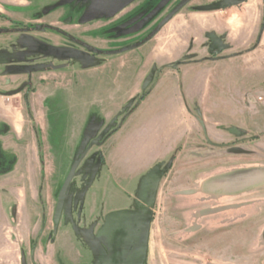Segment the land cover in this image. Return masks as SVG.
Segmentation results:
<instances>
[{"label":"rangeland","instance_id":"1","mask_svg":"<svg viewBox=\"0 0 264 264\" xmlns=\"http://www.w3.org/2000/svg\"><path fill=\"white\" fill-rule=\"evenodd\" d=\"M52 26L59 33L51 32ZM1 29L9 31L0 32V92L20 94L27 120L32 106L42 133L30 123L17 160L2 151L5 141L0 142V155L9 156L0 163V264H20L22 258L25 264H114L123 242L116 238L126 228V264L264 262V247L258 246L264 204H254L248 219L217 224L210 232H199L196 225L207 217H195L200 211L252 199L255 193L218 203L201 194L176 195L225 169L264 164L261 0H0ZM212 35L226 50L215 58L224 57L226 63L198 68L202 75L217 74L216 81H209L211 96H203L208 101L200 105L198 93H206L208 82L183 86L181 77L196 72L192 65L214 58L208 53ZM167 41L178 43L177 84L186 100L198 94L194 108L204 127L186 129L179 144L168 151L163 146L161 154L154 152L133 166L135 175L119 178L111 156L138 128H150L166 112L165 87L155 96L147 94L174 75L173 68L161 70L172 58H160L156 49ZM213 104L219 107L209 112ZM237 112L260 115L251 135H225L226 127L244 126L240 114L241 121L229 119ZM195 135L200 140L190 143ZM93 140L101 145L90 148L79 163L55 223L63 182ZM150 198L148 221L137 233ZM188 228L196 231L182 233Z\"/></svg>","mask_w":264,"mask_h":264},{"label":"crops","instance_id":"2","mask_svg":"<svg viewBox=\"0 0 264 264\" xmlns=\"http://www.w3.org/2000/svg\"><path fill=\"white\" fill-rule=\"evenodd\" d=\"M173 32V31H172ZM171 32V33H172ZM159 33V32H158ZM157 33V34H158ZM155 35V37L157 36ZM174 34V33H173ZM153 38V40L155 39ZM152 41V40H151ZM159 52V57H166L167 59H171V62H167L165 66H169V68L174 69V75L170 78H163L162 80H168L170 83L165 84L163 86H159L160 81L156 84L155 88L147 94V96H155L157 93L163 89L164 87L167 89V98L162 103V106L164 105L166 109L165 114L158 116V118H155L153 120L154 122L150 124V128L147 125H143L140 128H138L125 142H123L118 150V154L115 156L112 155L110 161V164L113 165L117 171H119V178L128 176L131 177L136 174V171H134V167L136 164H141L143 161L149 159L151 155L154 152H159L163 146L167 147L166 151L169 150V148H172V144L176 143L179 144L183 140V136L186 129L189 130H196L197 127L200 125L201 128L204 127V121L202 120V116L199 115L197 110L194 108L196 105V98H198V94L200 95V99L197 100V103L200 105H203L205 103V98L203 96H211L209 95V88L210 84L209 81L211 77H213V80L216 81L217 74L211 73L210 71L207 74H200L198 72V68L205 66L207 64L214 65L213 67H216L217 65L225 64L226 60L224 57H218L212 59H208L206 62L202 64L192 65L191 71L196 70V72H192L190 76V72H187L185 75H183V78L181 77V80H183L182 85H186L188 83H193L194 85H197L199 88L200 86H205L204 81H206V93L201 92L198 94H191L190 100H186L185 95L181 93L180 91V85L177 84L179 81L178 75L180 74V71L177 69L176 61L174 59H177L178 55V43L175 41H167L166 43L161 42L157 48ZM225 47L223 46L222 53H224ZM157 57V56H156ZM171 57V58H169ZM174 57V58H173ZM176 57V58H175ZM176 67V68H175ZM166 70V71H167ZM178 70V71H177ZM189 76V77H188ZM226 76V75H225ZM185 90V89H183ZM202 97V98H201ZM146 100V98H145ZM143 100L142 102H145ZM32 103V100H31ZM189 104H193L192 107H189ZM31 106V105H30ZM213 110H209V112H214V109H217L219 105L213 104ZM231 114V113H230ZM242 115L244 120H239L238 115ZM29 117L31 120H27L25 116V112L22 106L21 97L20 94H14V92L11 93H1L0 92V142L5 141V145L3 147L4 153H11L13 154L12 157L17 160V154H22L23 148H20L18 145L19 142L24 138L25 135H28V133L31 132V125L34 121L38 127V117L36 111L31 106V112ZM231 117L235 118L236 120L241 121V124L244 126L241 127H234L229 126L226 127V133L218 131L219 128L214 126L212 130H215L218 133H225V135H228L229 137H242L244 135L250 134L252 131V127L255 124L254 119H260V115H255L252 117H248L243 112L231 114L229 116V119ZM257 121V120H256ZM216 125V123L214 124ZM39 133L41 129L38 127ZM221 135V134H220ZM42 138V137H41ZM197 140V141H194ZM200 139L198 136H194V138L191 139L190 143L198 142ZM223 143V142H220ZM226 142H224L225 145ZM229 144V143H228ZM228 151H231L230 147H226ZM236 148H234L235 150ZM182 152H184V149H180ZM236 153H239V150H235ZM232 153V152H230ZM241 154H244L243 152H240ZM161 154V153H160ZM157 154V155H160ZM4 159H8V157H3ZM248 166H264V164H253ZM210 176V175H209ZM18 190V189H15ZM151 190V189H150ZM262 190L264 192V188L259 189L255 192H259ZM253 192V193H255ZM264 200V198H259L258 200L253 201V204H264L259 201Z\"/></svg>","mask_w":264,"mask_h":264},{"label":"water","instance_id":"3","mask_svg":"<svg viewBox=\"0 0 264 264\" xmlns=\"http://www.w3.org/2000/svg\"><path fill=\"white\" fill-rule=\"evenodd\" d=\"M175 13L172 12L169 14L162 22L161 25L165 24ZM211 46L208 50V53L210 55H216L222 52V44L220 39L212 35L209 37ZM156 70L153 68L149 75L147 76L144 86L149 85L151 82ZM101 143L98 140H93L90 142V144L87 146V148L84 150V152L80 155V157L74 161L68 175L66 176L63 185L59 191L57 202L54 210V221L55 223L59 222V219L62 214L66 193L68 190V187L72 181V179L75 176V171L81 162V160L84 158L87 151L92 148L93 146H100ZM264 188V166H240V167H234L225 169L222 172H218L215 174H212L205 178L203 181L200 182L198 188L195 189H188V190H182L176 193L177 196H192L201 194L206 197L207 201H214L215 203L220 202L222 199H230V198H236L243 195L251 194L259 189ZM261 203H264V200L259 201ZM253 202H250L248 204H241V205H223V206H215L213 208H208L206 211H200L195 217L200 216H209V215H215L219 214L225 211H232L236 210L237 208L241 206H247L252 205ZM153 204V198H150L146 208L144 209V212L142 214L141 220L139 222L138 231L142 230L144 226L146 225L149 215H150V209ZM194 218V217H193ZM195 229H186L182 233H189V232H195ZM258 246L264 247V228L262 229L259 238H258ZM119 260V257H117ZM118 264H123L122 262H118Z\"/></svg>","mask_w":264,"mask_h":264},{"label":"flooded vegetation","instance_id":"4","mask_svg":"<svg viewBox=\"0 0 264 264\" xmlns=\"http://www.w3.org/2000/svg\"><path fill=\"white\" fill-rule=\"evenodd\" d=\"M239 0H233V2H238ZM262 1V3H263V10H264V0H261ZM52 27H54V26H52ZM7 31H9V30H4V29H1L0 30V32H7ZM52 31H54V32H58L59 33V31H57V27L55 28H52L51 29V32ZM210 40V39H209ZM221 41V40H220ZM211 43V42H210ZM222 44V43H221ZM211 46V45H210ZM33 47H35V48H39L38 46H37V44L35 45L34 44V42H33ZM210 48V47H209ZM209 48H208V50H209ZM222 48H223V45H222ZM40 49V48H39ZM38 49V50H39ZM223 50V49H222ZM222 53V52H221ZM220 54V53H219ZM217 55V54H216ZM211 56H215V55H211ZM27 83H29V82H25L23 85H27ZM15 91V90H14ZM13 91V92H14ZM110 137V136H109ZM108 137V138H109ZM107 138V139H108ZM4 156L3 155H0V163H2V161H4L5 159H2ZM2 166V165H1ZM0 166V167H1ZM69 188V187H68ZM253 194V193H252ZM255 194H256V196L254 197V198H252V199H245V200H239V201H235V202H229V203H226V204H229V205H241V204H248V203H250V202H253V201H255V200H258L259 198H264V192H262V190H260L259 192H255ZM254 204L252 203V205H247V206H241V207H239V208H237L236 210H234L235 212H233L232 213V211H225V212H223V213H219L220 215H209V216H207V217H203V218H201L199 221H204V220H207V222L206 223H204L205 225H200L198 222L199 221H197V223H196V225L197 226H199L200 227V231L199 232H201L203 229H206V230H212L214 227H215V225H217V224H221V223H224V224H226V223H231L232 222V220L234 219L235 221H242V220H246V219H248L250 216H249V212L252 210V208L254 207L253 206ZM56 206V205H55ZM55 210V209H54ZM263 212H264V210H263ZM258 214H260V213H255V217L257 216H259ZM221 215H223V216H221ZM61 218V217H60ZM60 220V219H59ZM141 220V219H140ZM193 221V220H192ZM193 224V222H191V224L190 225H192ZM138 226H139V224H138ZM205 226V227H204ZM137 231V233H139L140 231H142V230H140V231H138V227H137V229H136ZM129 232H130V229H128V228H126V230H125V232L123 233V234H121V235H119L117 238H116V242H121V241H123L121 244H119L118 245V248H117V251H116V253H115V255H114V259H115V263L114 264H118V262H122L123 264H126V261H125V259H123V257H122V250L124 249V247H125V239L127 238V236H128V234H129ZM210 232V231H209ZM210 234V233H209ZM91 239V238H90ZM111 241H112V239H111ZM102 245V244H101ZM117 257H119V260L117 259ZM20 264H25V261H24V259L22 258L21 260H20ZM262 264H264V262H262Z\"/></svg>","mask_w":264,"mask_h":264},{"label":"trees","instance_id":"5","mask_svg":"<svg viewBox=\"0 0 264 264\" xmlns=\"http://www.w3.org/2000/svg\"><path fill=\"white\" fill-rule=\"evenodd\" d=\"M154 34H155V32H154ZM153 37V36H152ZM169 66H164V67H162L161 68V70H165V69H167ZM27 103V102H26ZM27 106V105H26ZM36 135H37V142L39 143V139H40V135L38 134V132H36Z\"/></svg>","mask_w":264,"mask_h":264}]
</instances>
